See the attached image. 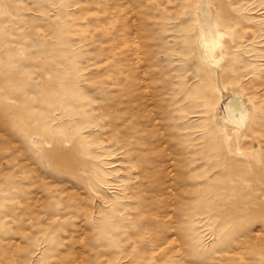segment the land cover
Wrapping results in <instances>:
<instances>
[{
  "label": "rangeland",
  "instance_id": "rangeland-1",
  "mask_svg": "<svg viewBox=\"0 0 264 264\" xmlns=\"http://www.w3.org/2000/svg\"><path fill=\"white\" fill-rule=\"evenodd\" d=\"M0 264H264V0H0Z\"/></svg>",
  "mask_w": 264,
  "mask_h": 264
},
{
  "label": "bare ground",
  "instance_id": "bare-ground-1",
  "mask_svg": "<svg viewBox=\"0 0 264 264\" xmlns=\"http://www.w3.org/2000/svg\"><path fill=\"white\" fill-rule=\"evenodd\" d=\"M239 108V107H238Z\"/></svg>",
  "mask_w": 264,
  "mask_h": 264
}]
</instances>
